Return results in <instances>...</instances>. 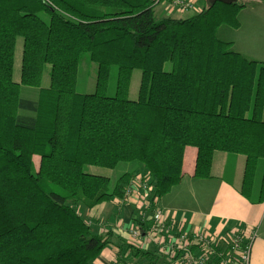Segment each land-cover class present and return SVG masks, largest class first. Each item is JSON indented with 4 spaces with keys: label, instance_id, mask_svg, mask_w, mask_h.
<instances>
[{
    "label": "trees",
    "instance_id": "obj_1",
    "mask_svg": "<svg viewBox=\"0 0 264 264\" xmlns=\"http://www.w3.org/2000/svg\"><path fill=\"white\" fill-rule=\"evenodd\" d=\"M246 5L214 0L172 18L157 16L154 0H0V264H93L110 233L94 231L97 221L81 210L121 199L135 172L165 196L182 177L187 147L197 151L199 179L210 177L214 152L243 155L239 194L264 202V63L216 35L237 29ZM84 54L97 64L90 94L76 90ZM112 66L115 94L107 96ZM22 87L37 89L36 101L23 98ZM119 163L137 169L112 186L84 171ZM120 247L122 256L160 264L154 253Z\"/></svg>",
    "mask_w": 264,
    "mask_h": 264
},
{
    "label": "crops",
    "instance_id": "obj_2",
    "mask_svg": "<svg viewBox=\"0 0 264 264\" xmlns=\"http://www.w3.org/2000/svg\"><path fill=\"white\" fill-rule=\"evenodd\" d=\"M213 1L194 0L195 9L187 12V15L164 5L156 6L155 12L172 18H186L198 13ZM242 1L247 5L238 14L239 27L237 29L219 27L216 35L223 41L231 42L233 49L241 56L244 55L243 51H255L254 48L257 53L264 55V47L257 43L261 41L264 45V40L259 39L261 35L253 37L250 30L244 31L247 21L250 22L253 31L264 26V0ZM246 43L253 45V50L245 48ZM196 155L195 148H185L181 167L182 177L168 194L160 197L158 206L169 213L171 221L181 224L185 230L204 228L224 239L236 227L253 229L256 238L252 245L250 264H264V202L252 203L239 194L245 157L216 151L212 156L210 177L199 179L194 177ZM129 165V172L137 169L133 164ZM257 173L254 195L258 192L261 169H258ZM118 201L120 200L113 199L93 210H81L85 220L97 221L93 226L94 231L103 235L110 233V245L102 250L93 264H146L148 263L146 260L133 259L129 254L120 255L122 250L120 246L126 244L127 230L135 225L136 213L130 205ZM154 248L153 244H146L144 250L157 255L159 263L163 264L162 256L154 252Z\"/></svg>",
    "mask_w": 264,
    "mask_h": 264
},
{
    "label": "built area",
    "instance_id": "obj_3",
    "mask_svg": "<svg viewBox=\"0 0 264 264\" xmlns=\"http://www.w3.org/2000/svg\"><path fill=\"white\" fill-rule=\"evenodd\" d=\"M154 3L181 14L195 9L194 0H154ZM158 199L148 176L139 173L129 181L118 201L127 203L136 213L135 225L127 230L128 245L144 250L146 244H153L163 264H250L256 238L253 229L236 227L224 239L204 228L185 230L157 206ZM146 223L150 225L146 227Z\"/></svg>",
    "mask_w": 264,
    "mask_h": 264
},
{
    "label": "rangeland",
    "instance_id": "obj_4",
    "mask_svg": "<svg viewBox=\"0 0 264 264\" xmlns=\"http://www.w3.org/2000/svg\"><path fill=\"white\" fill-rule=\"evenodd\" d=\"M158 14H157V16H159ZM185 15H187V13ZM160 16H164V15H160ZM247 30L251 31L253 37H258L261 35L259 39L264 40V26H260L257 31H253L254 29H252L250 22L247 21V24H246V27L244 28V31L247 32ZM257 43H259L262 47H264V45L261 44V41L257 42ZM244 47L247 49L253 50L254 46L249 44V43H246L244 45ZM254 50L255 51H243L242 54H244L243 55L244 58L246 57V59H248V60L263 63L264 62V59H263L264 55L257 53L255 48H254ZM21 55H22V39L20 37H18L16 39L15 54H14V56H15L14 57V67H13V79L15 81H19V77H20ZM165 68L168 69L169 65L166 64ZM45 69H47V67ZM117 72H118V67L112 66L110 69V72H109V78H108V84H107V90H106L107 96H113L115 94V82H116ZM96 76H97V64L90 60V57L88 54H84L82 56V59L80 61V65L78 68L76 90L82 94L93 93L95 91ZM139 77H140V71L138 69H134L132 71L130 89L128 92V99H130V100H136V98H137ZM48 82H49V79L47 78V74L44 72V75L42 78V85L47 86ZM20 94L23 98H26V99H29L32 101H36V99L38 97L37 89L22 87L20 89ZM129 168H130L129 163H119L118 165H116V167H114L112 169L101 168V167H96V166H85L84 171L89 173V174L108 177L110 179V185L112 186L114 184V182L118 179V177L121 176L122 174H124L125 172H127L129 170ZM136 173L137 172L134 173V175L131 177V179L135 175H137ZM159 199H158V202H159ZM158 205L159 204L157 203V206ZM158 207L160 208V206H158ZM145 239H146V237H145ZM144 247H146V245Z\"/></svg>",
    "mask_w": 264,
    "mask_h": 264
},
{
    "label": "water",
    "instance_id": "obj_5",
    "mask_svg": "<svg viewBox=\"0 0 264 264\" xmlns=\"http://www.w3.org/2000/svg\"><path fill=\"white\" fill-rule=\"evenodd\" d=\"M226 2H236V0H225Z\"/></svg>",
    "mask_w": 264,
    "mask_h": 264
},
{
    "label": "bare ground",
    "instance_id": "obj_6",
    "mask_svg": "<svg viewBox=\"0 0 264 264\" xmlns=\"http://www.w3.org/2000/svg\"><path fill=\"white\" fill-rule=\"evenodd\" d=\"M20 51V50H19ZM18 52V51H17ZM18 54V53H17Z\"/></svg>",
    "mask_w": 264,
    "mask_h": 264
}]
</instances>
